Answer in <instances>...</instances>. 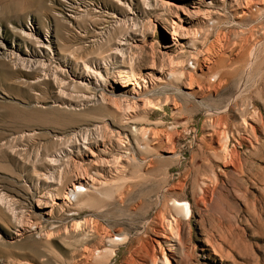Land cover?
Wrapping results in <instances>:
<instances>
[{"label": "rangeland", "instance_id": "obj_1", "mask_svg": "<svg viewBox=\"0 0 264 264\" xmlns=\"http://www.w3.org/2000/svg\"><path fill=\"white\" fill-rule=\"evenodd\" d=\"M245 1L0 0V264H264V0Z\"/></svg>", "mask_w": 264, "mask_h": 264}, {"label": "bare ground", "instance_id": "obj_2", "mask_svg": "<svg viewBox=\"0 0 264 264\" xmlns=\"http://www.w3.org/2000/svg\"><path fill=\"white\" fill-rule=\"evenodd\" d=\"M247 1V0H246ZM245 1V2H246ZM71 7L72 8H74V10L76 9V10H82L81 9V3L80 2H78V5L77 6H73V5H71ZM100 28H102V27H100ZM24 30V29H23ZM25 30H28L27 32H31V31H33V30H35V27L34 26H30V27H27ZM24 30V31H25ZM27 32H22V33H26L27 34ZM172 33H174V32H172ZM25 34V35H26ZM33 34V33H32ZM24 35V34H23ZM28 36V35H27ZM30 36H32V35H30ZM37 40H38V38H37ZM94 41V40H93ZM124 41H126L125 39L123 40V42H121V41H115L114 42V46H112V50H113V52L114 53H123L124 52V50H125V48H126V46H125V48H124V44H126ZM38 47H40L41 49H43V50H48L49 48H50V46H51V43H52V41L51 40H48V39H46V38H43L42 37V39H39L38 41ZM31 54V53H30ZM35 54H37V53H35ZM42 53H40V55H41ZM32 56H34L33 54L32 55H29V57H30V59L29 58H27V59H25V60H27V62L29 61L30 63H31V61L33 62V60L34 59H32ZM89 69H90V67H89ZM159 71V70H158ZM91 72H92V74L95 76H97V75H100V73H99V71H96V70H92L91 69ZM135 75V74H134ZM126 75H124V74H121V73H119L118 74V78L117 79H114L113 81L116 83V84H118L121 88H122V92L123 93H125V95H124V100L125 101H130V96L129 95H132V96H136L137 97V99H141V94L137 91V90H133L134 88L132 87V88H130V86L131 85H133L134 83H132L131 82V80L129 79V78H127V77H125ZM138 78V76H136V77H132V80H138L137 79ZM135 87L137 86V87H139V84L138 83H136L135 85H134ZM187 87V86H186ZM191 87V86H190ZM150 102V101H149ZM222 148V147H221ZM48 160L49 161H51V164H53L52 163V161H54V163H55V158H54V155L53 154H49V158H48ZM86 178L87 177H84V176H77V177H75L74 179H73V181H72V186H73V188L72 189H70L69 190V192H67L63 197H64V199H69L70 198V196H69V193L70 194H74L75 196L76 195H78V193L81 191L80 190V188H82V187H85V184H87V185H89L90 187L91 186H93V184L94 183H89V181H87L86 180ZM89 179V178H88ZM91 181V180H90ZM97 183V182H96ZM85 190H86V188H85ZM38 204V203H37ZM172 204H173V207L175 206V211L176 210H179L178 212H180L181 213V211H182V214L184 213V212H186V214H188L189 212H190V209H189V206H188V204H187V202L184 200V201H182V200H173V202H172ZM41 207V206H40ZM46 207V206H45ZM184 211V212H183ZM178 212H176V213H178ZM48 215H49V212L47 213ZM185 214V215H186ZM176 215H178V214H176ZM184 215V214H183ZM182 215V216H183ZM184 215V216H185ZM187 216V215H186ZM173 217V216H172ZM175 218L176 217H174V220H175ZM178 218V217H177ZM172 220V222H173V219H171ZM175 222H178L179 224H180V222L177 220V221H175ZM168 223V222H167ZM177 223V224H178ZM170 225H171V223H169ZM176 224V223H175ZM176 224V225H177ZM170 225H169V227H170ZM168 226V225H167ZM164 228V227H163ZM168 228V227H167ZM166 228V229H167ZM174 228V227H173ZM173 228L171 229V227H170V229L172 230V231H174L173 230ZM165 229V228H164ZM176 229H179V227L178 228H176ZM171 230H170V232H168L167 230L166 231H164V230H162L159 234H157L156 236H157V239L154 241L158 246H160L159 245V243H160V241H163L166 245H167V248H168V250L170 251V252H173V249L175 248V243H177V241L175 240L176 238H178V236L175 238V237H173V236H175V235H172L173 233H171ZM175 232V231H174ZM177 232V231H176ZM158 233V232H157ZM176 234V233H175ZM178 234V233H177ZM176 234V235H177ZM180 239V238H179ZM178 239V240H179ZM115 251V250H114ZM162 256H163V258L162 259H164V260H162V261H166V262H169L168 261V259H167V256L165 255V253L162 251ZM113 254H115L114 252H113Z\"/></svg>", "mask_w": 264, "mask_h": 264}]
</instances>
